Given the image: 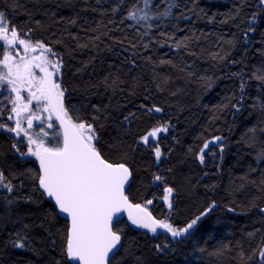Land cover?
<instances>
[{
	"label": "trees",
	"instance_id": "1",
	"mask_svg": "<svg viewBox=\"0 0 264 264\" xmlns=\"http://www.w3.org/2000/svg\"><path fill=\"white\" fill-rule=\"evenodd\" d=\"M0 14L51 49L68 117L128 168V199L177 230L199 217L178 237L117 220L108 264H264V0H0ZM27 151L0 128V264H77Z\"/></svg>",
	"mask_w": 264,
	"mask_h": 264
},
{
	"label": "snow or ice",
	"instance_id": "2",
	"mask_svg": "<svg viewBox=\"0 0 264 264\" xmlns=\"http://www.w3.org/2000/svg\"><path fill=\"white\" fill-rule=\"evenodd\" d=\"M141 19H146V17H141ZM7 32V23L0 14V39H7ZM11 35L13 39L9 41L10 45L16 43L18 33L15 28L11 29ZM18 42L24 46L25 52L29 49L41 50V62L33 65V61L21 57L20 63L12 64V56L5 53L0 64L8 68V73L7 75L0 73V81L7 80L12 86V91L16 93L12 111L17 116L29 112V105L33 100H36L38 104L43 100L46 101L44 110L55 111L57 119L64 126L62 146L46 147L43 139L36 140L29 137V145L35 144L36 149L29 147L28 151L40 162L41 174L38 177L40 187L48 197L55 200L60 212L67 214L70 218L67 255L78 264H107L109 253H113V249L120 241V236L112 229L116 213L120 212L124 206L144 211L140 205L128 204V198L124 195L123 189L130 175L129 170L123 164L109 163L101 156L93 143L96 136L91 124L73 123L68 117L62 102L64 90L53 79L60 65L43 56V53H50L51 49L40 41H37L35 46L24 39ZM45 65H49L52 71H49ZM33 66L40 68L44 75L36 77L32 72ZM24 85L28 91L27 97L20 94ZM156 111L160 110L156 109ZM39 119L38 115L30 112L27 116L28 128L33 127V120ZM48 127L52 125L49 124ZM12 130L9 129V131ZM16 130L18 133L24 131V134L28 135V132L20 127L19 119L16 121ZM163 130L162 128L153 129L148 136L143 137L144 141L147 142L149 136H155L158 131ZM40 132L47 135L43 128ZM155 154L159 159L161 154L158 148ZM157 179L160 178L157 177ZM0 186L6 187L9 191L12 190L10 184H5L2 173H0ZM165 191L171 193L172 189L166 188ZM165 199L167 200L168 197L165 196ZM145 216L146 219L138 220L131 213L129 214L133 224L153 233H156L158 228L164 229L173 237L187 233L199 219L198 217L186 228L177 230L169 223L153 219L148 213H145ZM116 219L118 220V217Z\"/></svg>",
	"mask_w": 264,
	"mask_h": 264
},
{
	"label": "rangeland",
	"instance_id": "3",
	"mask_svg": "<svg viewBox=\"0 0 264 264\" xmlns=\"http://www.w3.org/2000/svg\"><path fill=\"white\" fill-rule=\"evenodd\" d=\"M7 27H8L7 39H0V40L4 44H6L7 46H9L12 49V47L8 44L9 43L8 40L10 39V37H12V35L10 34L12 28H11V26L9 24H7ZM20 39H21V37L19 36L18 37V40H17V43H18V41ZM17 43H16V45H17ZM22 53H27L26 57H24V56L23 57L26 60L33 61V65H35L36 63H40L41 62V59L40 58L42 57V54L39 51L32 53L31 52V49H29L27 52H25V50L23 49ZM44 55L47 56V54H43V56ZM16 59H13L14 64L21 62V60H16ZM52 61L58 62L54 58H53ZM46 66L49 68V71H52V69H51V67L49 65H46ZM32 72L34 73V75L36 77H40V76H43L44 75V73H42L40 71V68L35 67V66H33ZM0 73H3L4 75H7V73H8V68L5 67L3 64H0ZM53 79L55 80V82H57V80H58V73H57L56 76L53 77ZM6 83H8L7 80L0 81V88H1V90H0V125H2V127H0V128L4 129L6 132H11L12 134H14L15 137H16V139L18 141L19 140H22L23 141V145L26 146L27 150L29 149V147H31L33 150H35L36 149V145L35 144L29 145V137H31L32 139H36V140H40V139H43L44 140V137L43 136H45V135L44 134L41 135L42 133L40 132L41 134L39 136L37 134H35V136H34L29 131L30 128H28V125H27V116L30 114V112H38V111L41 112L42 110L40 109L39 105L35 106L37 102L33 100L32 103L29 105V112H24L23 113V121L20 120V127L22 129L26 130L28 132V135L26 136L24 134V131H19V133H18V130H16L15 123H16L17 119H19L21 116H17L16 113L12 111V109L14 107L13 101L16 100V93L12 91V98H9L11 96V94L9 96V90L4 89V87H5L4 84H6ZM8 86H10V88L12 90V86L9 85V84H8ZM24 86H26V85H24ZM27 96H28V91L26 93V96L23 95V97H27ZM46 114L48 115V119H45V122H43V123H45L48 126L49 123H50V119H51V113L50 112L49 113L47 112ZM9 117H11V119H9ZM41 121L42 120L37 121L39 123V125L42 124ZM33 125H34V122H33ZM9 129H13V130L12 131H9ZM38 133H39V131H38ZM44 142L46 144L47 141L44 140ZM211 142L212 141H210L209 143H211ZM93 143H94V141H93ZM27 154H28V156L33 157L37 162H39V160L37 159V157L31 155V153H29V151H27ZM165 196L168 197L167 200L165 199L166 206L168 207L169 204H170V201H171L172 192L171 193H167L165 191ZM164 222H166V221H164ZM130 223L133 224L132 221ZM178 230H180V229H178Z\"/></svg>",
	"mask_w": 264,
	"mask_h": 264
},
{
	"label": "flooded vegetation",
	"instance_id": "4",
	"mask_svg": "<svg viewBox=\"0 0 264 264\" xmlns=\"http://www.w3.org/2000/svg\"><path fill=\"white\" fill-rule=\"evenodd\" d=\"M10 34H11V32H10ZM18 37L19 36H17V38H16V43H17V40H18ZM13 38L12 37H10V39L8 40V42L9 41H11ZM21 39H23V38H21ZM3 44L4 45V47H3V49H2V54L0 55V60H3V58H4V55H5V53H7L8 55H10V56H12V61H11V63L12 64H14V62H13V59H16V60H21V57H26V55L27 54H25V53H22V51H23V49H24V46L23 45H20L19 44V42L17 43V45H16V43H13V44H9L11 47H12V49L9 47V46H7L6 44H4L1 40H0V44ZM16 45V46H15ZM22 53V54H21ZM19 58V59H18ZM5 86V87H4ZM4 89H7V90H9V96H10V94H11V96L9 97V98H12V90H11V88H10V86H8V83H6V84H4ZM19 86V85H18ZM0 90H1V88H0ZM26 93H27V90H26V86H24L23 88H22V90H21V96H26ZM41 102H42V105L40 106V109L42 110L41 112H34L36 115H38L39 117H40V119L39 120H42L41 122H42V124L41 125H39V123L37 122V121H39V120H33V122H34V125H33V127L32 128H30V130H35V128L36 129H38L39 131H40V129L41 128H43V130H44V127H46V133H47V135L46 136H43L44 137V140L45 141H47V140H49V141H53V139H51L53 136H51V131H52V128L54 129H56V130H58L59 131V133H60V135H61V142L63 143V135H62V132H61V128H60V125H59V123L57 122V120L55 119V114H54V111H51L50 113H51V119H50V123L49 124H51L52 125V127H48L45 123H43V122H45V119H48V115L46 114L47 112L49 113V111H45L44 110V104L46 103V101H43V100H41ZM37 109V108H36ZM18 120V119H17ZM19 120H22L23 121V114L21 115V117L19 118ZM15 126H16V123H15ZM11 133V132H10ZM48 134L50 135V136H48ZM42 135H43V133H42ZM53 143V142H52ZM39 163V162H38Z\"/></svg>",
	"mask_w": 264,
	"mask_h": 264
},
{
	"label": "water",
	"instance_id": "5",
	"mask_svg": "<svg viewBox=\"0 0 264 264\" xmlns=\"http://www.w3.org/2000/svg\"><path fill=\"white\" fill-rule=\"evenodd\" d=\"M38 50H39V49H37V50H35V51H32V50H31V52L34 53V52H37ZM54 114H55V119L57 120V122H58L59 125H60L61 132H62V135H63V134H64V126L61 124L60 120L57 119V114H56L55 111H54ZM217 140H218V139H217ZM112 164H113V163H112ZM39 165H40V162H39ZM117 165H118V164H117ZM126 168H127V167H126ZM128 180H129V177H128ZM128 180H127L126 183L124 184V189H123V191H124V195H125V196H127V195H126V192H125V187H126L127 184H128ZM127 198H128V197H127ZM50 199H51V200L54 202V204H55V200H54L53 198H51V197H50ZM128 204L133 205V206L137 205V204L132 203L129 199H128ZM55 207H56V209H57L59 215H60L62 218L66 219V220L68 221L69 228H70V226H71L70 218L67 216V214H65V213H61L60 210H59V208H58V206H57L56 204H55ZM140 208L143 209L144 211H140V209H137V208H135V207H131V208H129V207H127V206H124V207L121 208L120 212L116 213V217H118V220L121 219V218H126L127 220L132 221V219L129 218V214L131 213V215H132L133 217H135L136 219H138V220L146 219L145 213L150 214L149 210H148L146 207L142 206V205H140ZM261 211L264 212V208L261 209ZM150 215H151V214H150ZM116 217H114V222L117 221ZM151 217H152V216H151ZM152 218H153V217H152ZM153 219H154V218H153ZM114 222H113V223H114ZM112 225H113V224H112ZM137 226H138V225H137ZM138 227H139V226H138ZM140 228H142V227H140ZM145 229H146V228H145ZM157 230H163V229H159V228H158ZM116 246H117V245H116ZM114 249H115V248H114ZM114 249H113V250H114ZM110 255H111V253H109V257H108V260H107V264H108V261H109ZM75 262L78 264L77 261H75Z\"/></svg>",
	"mask_w": 264,
	"mask_h": 264
}]
</instances>
